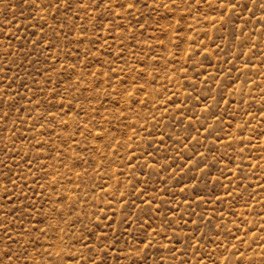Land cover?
Returning a JSON list of instances; mask_svg holds the SVG:
<instances>
[{"label": "rangeland", "instance_id": "1", "mask_svg": "<svg viewBox=\"0 0 264 264\" xmlns=\"http://www.w3.org/2000/svg\"><path fill=\"white\" fill-rule=\"evenodd\" d=\"M0 264H264V0H0Z\"/></svg>", "mask_w": 264, "mask_h": 264}, {"label": "snow or ice", "instance_id": "2", "mask_svg": "<svg viewBox=\"0 0 264 264\" xmlns=\"http://www.w3.org/2000/svg\"><path fill=\"white\" fill-rule=\"evenodd\" d=\"M253 2L255 3V2H256V0H253Z\"/></svg>", "mask_w": 264, "mask_h": 264}]
</instances>
